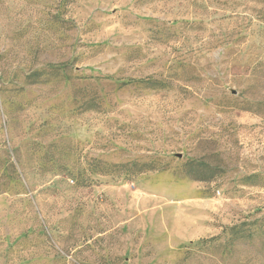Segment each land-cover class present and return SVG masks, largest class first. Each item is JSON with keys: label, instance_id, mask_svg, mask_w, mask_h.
Segmentation results:
<instances>
[{"label": "rangeland", "instance_id": "1", "mask_svg": "<svg viewBox=\"0 0 264 264\" xmlns=\"http://www.w3.org/2000/svg\"><path fill=\"white\" fill-rule=\"evenodd\" d=\"M0 264H264V0H0Z\"/></svg>", "mask_w": 264, "mask_h": 264}, {"label": "trees", "instance_id": "2", "mask_svg": "<svg viewBox=\"0 0 264 264\" xmlns=\"http://www.w3.org/2000/svg\"><path fill=\"white\" fill-rule=\"evenodd\" d=\"M255 222H252V221H244V222H241L239 224H234L232 226H228V227H225L224 228V232L228 234V238H227V242H230L232 244L235 243V241H237L239 238H242V237H251L253 238L254 236V233H253V230H252V225L254 224ZM216 237H212V238H208V239H203L202 242H209V241H212V240H215ZM228 246V245H227Z\"/></svg>", "mask_w": 264, "mask_h": 264}]
</instances>
